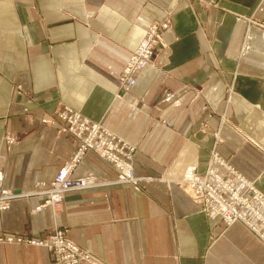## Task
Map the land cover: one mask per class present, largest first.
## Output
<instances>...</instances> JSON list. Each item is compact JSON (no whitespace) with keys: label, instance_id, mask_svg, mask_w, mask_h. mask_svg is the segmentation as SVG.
<instances>
[{"label":"crops","instance_id":"obj_1","mask_svg":"<svg viewBox=\"0 0 264 264\" xmlns=\"http://www.w3.org/2000/svg\"><path fill=\"white\" fill-rule=\"evenodd\" d=\"M154 23L163 46L126 89ZM63 106L133 148L137 181L88 150L71 177L96 185L35 210L77 144L60 131ZM215 153L264 194V0H0V170L22 194L0 210V237L61 229L90 254L80 264H264V240L182 185L193 167L237 186ZM0 264L68 263L0 239Z\"/></svg>","mask_w":264,"mask_h":264},{"label":"built area","instance_id":"obj_2","mask_svg":"<svg viewBox=\"0 0 264 264\" xmlns=\"http://www.w3.org/2000/svg\"><path fill=\"white\" fill-rule=\"evenodd\" d=\"M147 40L150 42L145 45L146 48L155 43L163 44L159 27L154 29L152 36ZM145 61L143 58L134 69L139 68V66L143 67ZM128 64V67L124 68L123 71L124 78H127L126 82L131 78L134 70L131 71L134 64ZM55 113L63 121L60 131L74 134L77 144L69 160L59 169L48 187L40 191L45 198L35 207V210H41L45 206L51 208L60 206L65 192L96 185L91 178L73 179L71 177L74 167L88 150L97 152L99 156L119 167L120 182H128L133 185L136 183L137 177L133 174L131 164L132 147L72 108L59 107ZM6 139L8 142H13L10 136H6ZM213 157L231 172L238 182L237 186H234L229 179H225L212 168L207 173V177L212 179L209 180L206 176H198L194 172L195 169L189 167L182 181L184 189L193 200L202 203L204 212L210 217L220 216L222 221L228 225L237 221L242 222L264 240V194L254 189L243 177L234 173L228 165L219 160L216 153L213 154ZM17 196H22V194H15L4 188L0 176V210L9 208L11 199ZM0 239L7 242L45 246L54 252L55 260L60 263L80 264L90 258L89 253L79 248L67 238L61 229L57 228L44 237L7 234Z\"/></svg>","mask_w":264,"mask_h":264},{"label":"bare ground","instance_id":"obj_3","mask_svg":"<svg viewBox=\"0 0 264 264\" xmlns=\"http://www.w3.org/2000/svg\"><path fill=\"white\" fill-rule=\"evenodd\" d=\"M156 27H159V29H160V24H158V23H154V24H151L149 27H148V29H147V32H146V35H145V37H144V39L142 40V42H140L139 44H138V46H136L135 47V49H134V51L132 52V54H131V56H130V58H129V61H128V63H130L131 65H133V67H132V69H131V71L134 69V67H136L137 65H139V62L143 59V58H145V65L143 66V67H140L139 66V68H135L133 71H132V76H130L131 78H129V80H128V82H126V89L127 88H130V87H132L134 84H135V81H136V77H135V75H136V73L137 72H139L141 69H143L144 67H146L147 66V64L149 63V60H150V58H151V56L153 55V53H154V50L157 48V47H159V46H161V44H159V43H155L153 46H149L148 48H146L145 47V45L146 44H148V42H150V41H148L147 39L148 38H150L151 36H152V33L154 32V29L156 28ZM163 43V42H162ZM163 45V44H162ZM139 54H140V56H139ZM127 63V65H126V68L128 67V64ZM0 176L2 177V172H1V170H0Z\"/></svg>","mask_w":264,"mask_h":264}]
</instances>
